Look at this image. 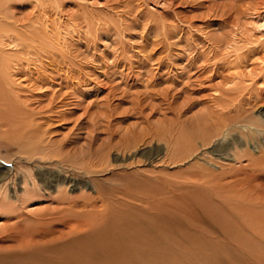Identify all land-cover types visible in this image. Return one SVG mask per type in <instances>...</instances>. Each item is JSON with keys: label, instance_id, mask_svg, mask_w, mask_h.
<instances>
[{"label": "rangeland", "instance_id": "374dc122", "mask_svg": "<svg viewBox=\"0 0 264 264\" xmlns=\"http://www.w3.org/2000/svg\"><path fill=\"white\" fill-rule=\"evenodd\" d=\"M247 107L264 122V0H0V187L16 167L11 198L28 175L45 195L0 213V262L58 224L86 257L264 264V224L240 221L264 210V172L224 175L264 150L228 124Z\"/></svg>", "mask_w": 264, "mask_h": 264}, {"label": "bare ground", "instance_id": "6f19581e", "mask_svg": "<svg viewBox=\"0 0 264 264\" xmlns=\"http://www.w3.org/2000/svg\"><path fill=\"white\" fill-rule=\"evenodd\" d=\"M251 103V102H249ZM248 102H246V104H249ZM244 107V106H243ZM240 108V107H239ZM243 109V108H242ZM239 109L238 111H235V114L233 115H230L232 116L231 119H229V122L228 124H231L230 125V128L231 129H239L241 128L242 130L240 132H242V135L243 136H247V135H255L257 136L258 134H261L262 132L264 133V128L261 127V125H264V122L261 121V120H258V119H255L251 116L250 119L248 120V122H246L245 125H243L241 123L242 121V117H244V115L248 112H250L251 110L247 107L245 110L243 109ZM229 116V117H230ZM225 122H223L222 124H220L221 128L224 126ZM206 127V126H204ZM216 127H219V125H217ZM203 130H205V132L203 133L202 132V139L205 140V143L208 142H211L212 140V137H215L217 136V134H219V132H217V130H213L212 133L209 134V132L207 131V128H204ZM244 137V138H245ZM254 139V138H253ZM207 140V141H206ZM255 144V143H254ZM257 148H260V145H253V147L251 145H249L247 147V149L243 150V153L242 154H237V158H236V163H243V160L244 162H246V164H242V165H239V166H231V169L227 172L224 173V175L226 177L229 178L230 181H234L238 178L237 175H241V171L244 170L246 171L245 169H248V172H253V174H259V173H262L264 172V150L263 149H257ZM47 156H52V155H49L47 153ZM222 157V156H221ZM224 157V156H223ZM16 166V165H15ZM1 167V165H0ZM69 168V167H68ZM3 172H4V175H1L2 179L5 180L3 182V186L0 187V213H8L9 215H13V217H19L21 216V210L23 209V207H26V205L30 202H36V200H39L41 198H43L45 195H43L41 192H40V187L37 186L36 184V181L35 180H31V176L28 175V177H25L24 178V185H25V188H24V192L16 197V199L14 198H11L9 196V193H8V187H7V180H8V176H9V173L12 171L15 173V170H16V167H13V168H9V167H4V169L2 168L1 169ZM1 171V172H2ZM67 171V170H66ZM2 172V174H3ZM222 173V170L219 171L218 173H215L213 172V174L211 175V172H210V175L211 176H216V175H220ZM247 173V172H246ZM12 176V175H11ZM26 176V175H25ZM156 177V176H155ZM210 177V176H209ZM149 178V177H148ZM211 178V177H210ZM58 180H61V179H58ZM218 180H224V179H218ZM239 180V179H238ZM30 181L32 183H30ZM229 181V182H230ZM237 181V180H236ZM238 182V181H237ZM199 183V182H198ZM200 184V183H199ZM202 184V183H201ZM94 185V184H93ZM198 185V184H197ZM205 185V184H204ZM89 187V186H88ZM90 187L93 188V191L94 193H96V198L100 193V190L99 188L96 186V184L94 186H91ZM159 188V187H158ZM157 189V188H156ZM58 191H60L59 189H57ZM215 190V189H214ZM66 191H62L60 192L61 194H63V197L61 199V202L63 204H66ZM221 193V192H220ZM143 194V193H142ZM218 195V194H217ZM216 196V195H215ZM220 196V194H219ZM57 197V196H55ZM54 197V198H55ZM51 198H52V194H51ZM249 198V196L247 197ZM60 199V198H59ZM126 199V198H125ZM223 199V198H222ZM42 200V199H41ZM98 200V199H97ZM69 201V200H68ZM115 201V200H114ZM143 201V200H141ZM248 201V200H247ZM255 201V200H253ZM70 202V201H69ZM76 202V201H75ZM88 202V201H87ZM137 202V201H136ZM250 202V200H249ZM258 202V204H260L259 201H256ZM100 203V202H99ZM138 203V202H137ZM263 203V202H262ZM73 204V203H72ZM71 204V206H72ZM30 205V204H29ZM86 205V204H85ZM103 205V204H102ZM138 205V204H137ZM251 205V204H250ZM264 205V204H263ZM28 206V205H27ZM74 206V205H73ZM78 206V205H77ZM141 206V205H140ZM143 206V204H142ZM260 206V205H259ZM258 206V207H259ZM65 207V206H64ZM85 207V206H84ZM138 207V206H137ZM253 207H256L255 204H253ZM28 208V207H26ZM63 208V207H62ZM252 208V207H251ZM76 209V208H75ZM148 209V208H147ZM255 209V208H253ZM66 210L62 212H65L66 213ZM74 210V208H73ZM244 210V209H243ZM250 210V209H249ZM24 211V210H23ZM72 211V210H71ZM75 211V210H74ZM77 211V209H76ZM75 211V214L76 216H78L77 212ZM248 211V210H246ZM251 211H253V213L255 214V216L253 217H245V215H242L240 216L241 217V222H244L245 224H250V225H254L257 224V225H261V224H264V216H261L262 214H264V210H257L254 212V210L251 209ZM73 212V211H72ZM77 213V214H76ZM25 214V213H24ZM60 214V213H59ZM62 214V213H61ZM60 214V215H61ZM241 214V213H239ZM55 215V214H54ZM82 215V214H81ZM249 215V214H248ZM260 215V216H259ZM251 216V215H250ZM22 217V216H21ZM49 217V216H48ZM67 217V215H66ZM74 217V216H73ZM236 217V216H234ZM56 218V217H55ZM76 218V217H75ZM78 218V217H77ZM239 218V217H238ZM237 218V220H238ZM35 219V218H34ZM38 219V218H37ZM44 219V218H43ZM41 219V220H43ZM57 219V218H56ZM66 219V218H65ZM70 219V218H69ZM80 219V218H79ZM236 219V218H235ZM39 220V219H38ZM49 220V219H47ZM45 219V221H47ZM58 220V219H57ZM60 220V219H59ZM58 220V221H59ZM98 220V219H97ZM129 220V219H128ZM236 220V221H237ZM44 221V220H43ZM42 221V223H44ZM67 220H65L66 222ZM96 221V220H95ZM130 221V220H129ZM239 221V222H240ZM27 222V221H26ZM74 222V221H73ZM107 222V221H106ZM46 224V223H45ZM79 224V223H78ZM85 224V223H84ZM239 224V223H238ZM243 225V223H241ZM50 225H53V224H50ZM55 225V224H54ZM65 225V224H64ZM256 225V226H257ZM47 226V225H46ZM58 226V224H57ZM57 226H54L53 228H44L43 232L42 233H39V232H35V238L33 240H28V244H31L30 246L32 247L31 249H33L35 247V249L31 252H29L28 250L25 251V253L22 254H16L14 251V255H12V262H9L7 264H128V260L126 258H124L125 256H127V254H130L131 252L129 250H127L126 247H118V248H121L119 250H117L116 248V251L113 250V244L112 245H107V253L110 255L108 257H105L103 259H100L99 256L98 257H94V256H91V257H86L87 254H89L88 252L85 253V251L82 249L83 248V245H79L81 243H76L77 241L75 240L76 239V236L80 235L81 233L78 232V235L76 234V236L74 237L73 241H70L72 243H69V240L68 242L66 241H63L61 239V236H67L69 235V233L66 235L64 234L63 232H66L65 230L63 231H60L58 230L59 227ZM73 226V225H72ZM71 226V227H72ZM82 226V225H80ZM87 226V225H86ZM155 226V224H154ZM154 226L150 225V224H145V225H139V228H144V229H151V228H155ZM237 226V225H236ZM40 227L42 228V226L40 225ZM62 227V226H61ZM69 227V226H68ZM70 227V229H71ZM90 227V226H89ZM88 227V228H89ZM75 228L74 226L72 227V229ZM76 228H77V225H76ZM94 228V227H93ZM259 228V226H258ZM39 230V228H37ZM71 229V231H72ZM78 229V228H77ZM76 229V230H77ZM90 229V228H89ZM100 229H102V227H100ZM28 230V229H27ZM88 229L85 230V232L87 231ZM261 229H259L260 231ZM22 231V230H21ZM69 231V229H68ZM136 231V230H135ZM257 231V229H256ZM33 232V231H32ZM97 232V231H96ZM155 232V231H154ZM98 233V232H97ZM96 233V234H97ZM135 233V232H134ZM258 233V232H257ZM83 234V233H82ZM94 234V233H93ZM157 234V233H156ZM161 234V233H160ZM152 235V234H151ZM125 236V234H124ZM11 237V236H10ZM91 237V236H90ZM155 237V236H154ZM2 238V237H1ZM58 238L59 241H56ZM65 238V237H64ZM145 238V237H144ZM163 238V237H162ZM71 239V238H70ZM90 239V238H89ZM260 239V238H259ZM112 240V239H111ZM79 242V241H78ZM38 245H41V246H38L36 248V246ZM93 244V243H92ZM97 244V243H96ZM96 244H95V247H96ZM11 245V244H10ZM15 245V244H14ZM79 245V246H78ZM85 245V244H84ZM128 245V244H127ZM17 246V245H16ZM24 246V244H23ZM106 246V245H104ZM137 246V245H136ZM142 246V245H141ZM2 247L1 245V241H0V248ZM20 247V246H19ZM98 247V245H97ZM101 247V246H100ZM21 248V247H20ZM23 248V247H22ZM142 248V247H141ZM5 249V248H4ZM29 249V248H28ZM30 249V250H31ZM88 249V248H87ZM95 249V248H94ZM93 248L90 249V253L93 254L94 253V250ZM8 250V249H6ZM10 250V249H9ZM22 250V249H21ZM103 250V249H102ZM78 253H77V252ZM118 251L120 252V256L121 257H118L116 255V252L118 253ZM11 252V251H10ZM29 252V253H27ZM98 252V251H96ZM135 252V251H134ZM139 253V252H138ZM13 254V253H12ZM137 254V253H136ZM135 255V253H134ZM124 256V257H123ZM8 257H6L7 259ZM10 258V257H9ZM130 258V257H129ZM5 259V260H6ZM10 260V261H11ZM8 261V260H7ZM0 264H4V263H1Z\"/></svg>", "mask_w": 264, "mask_h": 264}]
</instances>
